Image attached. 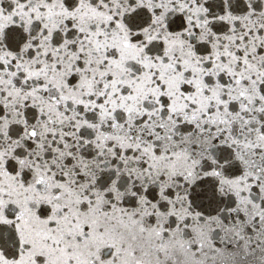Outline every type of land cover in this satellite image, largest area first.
Wrapping results in <instances>:
<instances>
[{
	"label": "snow or ice",
	"instance_id": "snow-or-ice-1",
	"mask_svg": "<svg viewBox=\"0 0 264 264\" xmlns=\"http://www.w3.org/2000/svg\"><path fill=\"white\" fill-rule=\"evenodd\" d=\"M0 264H264V0H0Z\"/></svg>",
	"mask_w": 264,
	"mask_h": 264
}]
</instances>
